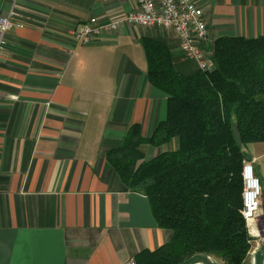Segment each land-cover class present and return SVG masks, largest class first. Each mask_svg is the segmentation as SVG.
<instances>
[{"label":"crops","instance_id":"crops-1","mask_svg":"<svg viewBox=\"0 0 264 264\" xmlns=\"http://www.w3.org/2000/svg\"><path fill=\"white\" fill-rule=\"evenodd\" d=\"M195 1L208 29L204 51L219 36H264V0ZM12 3L24 26L8 31L0 57V264H127L172 236L106 161L131 125L150 137L166 117L141 40L165 43L181 74L199 66L173 32L151 26L77 42L73 32L90 16L106 21L136 9L135 0H0V15ZM256 143L264 142L247 147L253 163L264 156L254 155ZM176 147L141 149L149 159Z\"/></svg>","mask_w":264,"mask_h":264},{"label":"trees","instance_id":"trees-1","mask_svg":"<svg viewBox=\"0 0 264 264\" xmlns=\"http://www.w3.org/2000/svg\"><path fill=\"white\" fill-rule=\"evenodd\" d=\"M148 81L166 96V117L150 137L131 125L107 164L126 186L142 192L158 226L172 231L134 264H178L207 253L245 264L250 240L241 214V167L248 144L264 141V36H219L211 67L176 71L169 47L143 37ZM177 147L146 159L144 144Z\"/></svg>","mask_w":264,"mask_h":264},{"label":"built area","instance_id":"built-area-1","mask_svg":"<svg viewBox=\"0 0 264 264\" xmlns=\"http://www.w3.org/2000/svg\"><path fill=\"white\" fill-rule=\"evenodd\" d=\"M136 9L100 21L90 16L73 34L80 44H90L102 34L113 33L130 25L151 26L173 32L180 44L185 59L197 62L199 68H210L211 53L200 44L208 38V29L203 9L195 0H135ZM14 3L5 15H0V57L7 44V33L12 27H23ZM209 55V56H208ZM241 214L250 237L260 236L264 225L260 223L263 209L260 203V181L255 173L253 160H244L241 167ZM263 225V226H262ZM131 259L127 264H134Z\"/></svg>","mask_w":264,"mask_h":264},{"label":"water","instance_id":"water-1","mask_svg":"<svg viewBox=\"0 0 264 264\" xmlns=\"http://www.w3.org/2000/svg\"><path fill=\"white\" fill-rule=\"evenodd\" d=\"M264 238V230L260 232ZM178 264H220L219 261L207 253H195L182 260ZM251 264H264V241L251 254Z\"/></svg>","mask_w":264,"mask_h":264},{"label":"rangeland","instance_id":"rangeland-1","mask_svg":"<svg viewBox=\"0 0 264 264\" xmlns=\"http://www.w3.org/2000/svg\"><path fill=\"white\" fill-rule=\"evenodd\" d=\"M209 50V49H207ZM207 50H205L206 52H208ZM209 56V55H208ZM258 142H264V141H258ZM256 147H255V152L254 155H259L264 153V143H256ZM262 145V148H258L259 145ZM246 153H248V150L246 149ZM258 162L261 165V167L264 169V156L261 157L260 159H257V162L253 163V166L255 168V173H256V168L258 167ZM258 176V174H256ZM259 181H260V189H261V193H260V203H261V207L263 209V214H264V175L263 177L258 176ZM263 226V225H262ZM264 241V238L257 236L256 238H251L250 240V249L244 259V263L245 264H251V254L254 251V249H256L262 242ZM220 264H224V262L219 259L218 260Z\"/></svg>","mask_w":264,"mask_h":264}]
</instances>
